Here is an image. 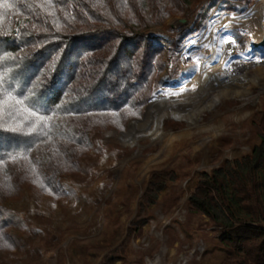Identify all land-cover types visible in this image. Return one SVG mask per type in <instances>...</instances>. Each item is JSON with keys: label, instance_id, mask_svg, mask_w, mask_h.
Instances as JSON below:
<instances>
[{"label": "rangeland", "instance_id": "1", "mask_svg": "<svg viewBox=\"0 0 264 264\" xmlns=\"http://www.w3.org/2000/svg\"><path fill=\"white\" fill-rule=\"evenodd\" d=\"M175 9L145 31L162 49L153 96L123 128L109 125L92 134L71 163L78 171L66 179L68 195L43 193V181L28 178L25 194L7 199L24 218L25 241L2 251L0 264L222 259L216 228L190 210L188 198L201 174L242 159L262 143L264 0H191ZM204 72L214 82L222 79V89L207 92ZM155 101L165 110L148 113ZM169 103L189 119L165 116L159 122L172 111ZM148 187L155 200L147 196L139 207Z\"/></svg>", "mask_w": 264, "mask_h": 264}, {"label": "trees", "instance_id": "2", "mask_svg": "<svg viewBox=\"0 0 264 264\" xmlns=\"http://www.w3.org/2000/svg\"><path fill=\"white\" fill-rule=\"evenodd\" d=\"M190 2L0 0V253L25 241L24 218L7 199L25 194L26 179L65 195L92 134L140 114L162 55L145 31ZM150 190L139 207L155 200ZM188 206L216 228L218 264H264V137L242 159L201 174Z\"/></svg>", "mask_w": 264, "mask_h": 264}, {"label": "bare ground", "instance_id": "3", "mask_svg": "<svg viewBox=\"0 0 264 264\" xmlns=\"http://www.w3.org/2000/svg\"><path fill=\"white\" fill-rule=\"evenodd\" d=\"M229 50H231L230 48H229ZM225 71V70H224ZM209 72V71H208ZM228 74V73H227ZM231 74V73H230ZM229 74V78L230 79H232L231 78V75ZM209 77V73H207V72H204V73H202V76H201V79H206V78H208ZM233 77V76H232ZM222 82H223V80L222 79H217V81H213V79L212 78H208V81L205 83V89L207 90V92L208 91H211V90H213V89H216V88H220V89H222L221 87H222ZM159 102V101H158ZM158 102H156L155 101V103L153 104V105H151L149 108H148V113L150 112L151 114L152 113H154L155 111H157V110H160V111H162V110H165V106H163L161 103H158ZM153 103V102H152ZM211 103V102H210ZM214 103V102H213ZM170 104V103H169ZM177 104V103H176ZM176 104L175 103H172V104H170V106L167 108V110L168 109H170V110H172L171 112H167V113H162L159 117H158V120H159V122H160V120H163L164 119V117L165 116H167V117H172L173 119H176V120H187V119H189L188 118V116L186 115V114H184L183 112H181L182 111V109L181 108H179V107H177L176 106ZM165 105V104H164ZM203 109V108H202ZM197 110V109H196ZM211 111V110H210ZM194 114H197L196 112H194ZM133 127V126H132ZM131 127V128H132ZM130 132H131V129L127 132V134H130ZM131 135V134H130ZM127 136V135H126Z\"/></svg>", "mask_w": 264, "mask_h": 264}]
</instances>
